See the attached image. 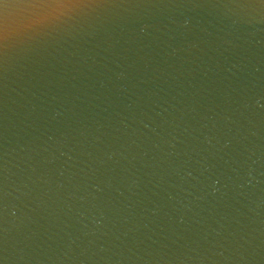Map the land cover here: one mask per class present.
Returning a JSON list of instances; mask_svg holds the SVG:
<instances>
[{
	"label": "water",
	"instance_id": "water-1",
	"mask_svg": "<svg viewBox=\"0 0 264 264\" xmlns=\"http://www.w3.org/2000/svg\"><path fill=\"white\" fill-rule=\"evenodd\" d=\"M0 264H264V3L96 0L16 31Z\"/></svg>",
	"mask_w": 264,
	"mask_h": 264
},
{
	"label": "snow or ice",
	"instance_id": "snow-or-ice-1",
	"mask_svg": "<svg viewBox=\"0 0 264 264\" xmlns=\"http://www.w3.org/2000/svg\"><path fill=\"white\" fill-rule=\"evenodd\" d=\"M94 2L96 0H0V48L14 37L16 31L42 27ZM13 7L20 12L15 22L8 14V9ZM13 23L16 25L15 30Z\"/></svg>",
	"mask_w": 264,
	"mask_h": 264
}]
</instances>
